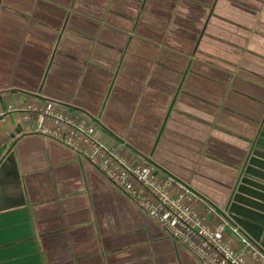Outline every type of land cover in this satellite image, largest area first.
I'll return each instance as SVG.
<instances>
[{"label":"crops","instance_id":"obj_1","mask_svg":"<svg viewBox=\"0 0 264 264\" xmlns=\"http://www.w3.org/2000/svg\"><path fill=\"white\" fill-rule=\"evenodd\" d=\"M30 104L87 114L264 254V0H0V264H203Z\"/></svg>","mask_w":264,"mask_h":264},{"label":"built area","instance_id":"obj_2","mask_svg":"<svg viewBox=\"0 0 264 264\" xmlns=\"http://www.w3.org/2000/svg\"><path fill=\"white\" fill-rule=\"evenodd\" d=\"M9 109L14 111L13 106ZM40 111L44 117L37 131L90 161L113 185L156 221L167 236L203 264H264V254L247 239L237 241L238 230L212 206L186 186L169 178L159 181L143 161L125 158L101 138L85 113L60 111L58 104ZM30 123V117H24Z\"/></svg>","mask_w":264,"mask_h":264},{"label":"rangeland","instance_id":"obj_3","mask_svg":"<svg viewBox=\"0 0 264 264\" xmlns=\"http://www.w3.org/2000/svg\"><path fill=\"white\" fill-rule=\"evenodd\" d=\"M151 151H152V149L150 150V151H147L149 154L151 153ZM140 153H142V152H140Z\"/></svg>","mask_w":264,"mask_h":264},{"label":"water","instance_id":"obj_4","mask_svg":"<svg viewBox=\"0 0 264 264\" xmlns=\"http://www.w3.org/2000/svg\"><path fill=\"white\" fill-rule=\"evenodd\" d=\"M252 244H254L253 242H251ZM254 245H256V244H254Z\"/></svg>","mask_w":264,"mask_h":264}]
</instances>
